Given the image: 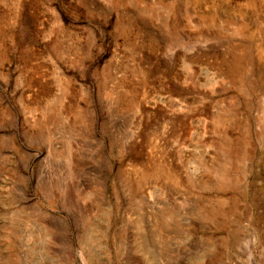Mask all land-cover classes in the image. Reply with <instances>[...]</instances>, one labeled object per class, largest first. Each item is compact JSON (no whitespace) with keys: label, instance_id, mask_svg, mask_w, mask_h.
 <instances>
[{"label":"rangeland","instance_id":"rangeland-1","mask_svg":"<svg viewBox=\"0 0 264 264\" xmlns=\"http://www.w3.org/2000/svg\"><path fill=\"white\" fill-rule=\"evenodd\" d=\"M0 264H264V0H0Z\"/></svg>","mask_w":264,"mask_h":264},{"label":"bare ground","instance_id":"bare-ground-1","mask_svg":"<svg viewBox=\"0 0 264 264\" xmlns=\"http://www.w3.org/2000/svg\"><path fill=\"white\" fill-rule=\"evenodd\" d=\"M50 110V109H49Z\"/></svg>","mask_w":264,"mask_h":264}]
</instances>
